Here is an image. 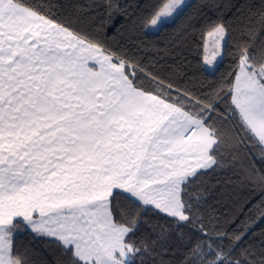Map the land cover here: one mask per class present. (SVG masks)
Here are the masks:
<instances>
[{
	"label": "snow or ice",
	"instance_id": "obj_1",
	"mask_svg": "<svg viewBox=\"0 0 264 264\" xmlns=\"http://www.w3.org/2000/svg\"><path fill=\"white\" fill-rule=\"evenodd\" d=\"M182 3L155 0L151 25ZM244 8L251 41L264 35V0ZM62 9L0 0V264H34L16 246L21 226L55 243L57 264H157L169 253L159 264H264V42L237 43L231 76L205 90L138 59L143 41L116 50L103 23L88 31ZM227 31L205 26L207 65ZM216 170L230 176L213 186L204 177ZM256 188L262 198L241 205ZM221 189L237 209L224 220L208 210ZM142 224L147 239H131Z\"/></svg>",
	"mask_w": 264,
	"mask_h": 264
},
{
	"label": "trees",
	"instance_id": "obj_2",
	"mask_svg": "<svg viewBox=\"0 0 264 264\" xmlns=\"http://www.w3.org/2000/svg\"><path fill=\"white\" fill-rule=\"evenodd\" d=\"M35 3L47 6L49 0H34ZM63 5L62 12L65 16H71L74 23L90 25L88 31L95 32L101 23L103 29H99L100 36L116 50H127L132 44L144 43L139 49H132L138 59L145 63L153 64L162 75H172L174 79L181 80L187 73L189 78L196 81L197 87L208 90L210 85L220 84L227 80L235 68V51L237 43L252 42L259 46L264 42V35H260L257 29L252 40L249 41L248 30L244 26L247 9L245 4L261 7L262 0H190L189 3L171 21L162 24L157 31L146 29L151 21L150 9L155 0H55ZM112 7L109 8L108 5ZM243 10V11H242ZM111 16V19H109ZM209 22H222L227 25L228 31L223 45L222 58L213 71L204 67L205 38L202 32ZM191 25V27H190ZM187 28V31H183ZM119 46V47H117ZM159 61V64L156 62ZM194 74V75H193ZM258 155L256 148L249 154ZM229 174L216 170L210 172L205 180L215 186L221 180L227 181ZM223 189L211 192L208 200V210L222 220L228 219L236 212L233 201L221 195ZM262 198L259 188L243 190L238 197L240 204L252 201L253 206ZM121 202L123 197H118ZM148 225L156 223L157 218L151 211L144 217ZM259 229L257 230V243L259 241ZM148 231L142 224L133 240L147 239ZM16 246L21 250H28L34 264H57L59 253L55 243L48 239H38L21 226L15 234ZM175 251V250H174ZM173 260V253L160 259ZM139 259V258H137ZM179 260V254H175Z\"/></svg>",
	"mask_w": 264,
	"mask_h": 264
},
{
	"label": "rangeland",
	"instance_id": "obj_3",
	"mask_svg": "<svg viewBox=\"0 0 264 264\" xmlns=\"http://www.w3.org/2000/svg\"><path fill=\"white\" fill-rule=\"evenodd\" d=\"M190 0H183V3L180 5L178 8L177 12L174 13L172 16L165 18L162 22H158L156 25H151V22L147 25L146 29L148 31L154 32L159 29V27L167 22H171L177 15L178 13L189 3ZM225 40L223 41L224 45ZM223 45H222V51H223ZM212 38H207V42L205 43V55L208 56L209 52H212ZM222 58V55H217L216 59L213 61V64H217ZM204 64L206 65L207 68L211 67V65H207L205 62Z\"/></svg>",
	"mask_w": 264,
	"mask_h": 264
},
{
	"label": "crops",
	"instance_id": "obj_4",
	"mask_svg": "<svg viewBox=\"0 0 264 264\" xmlns=\"http://www.w3.org/2000/svg\"><path fill=\"white\" fill-rule=\"evenodd\" d=\"M204 47H205V46H204ZM204 50H205V48H204ZM205 56H206V55H205V51H204V57H205ZM208 56H209V57L211 56V52H209ZM203 64H204V58H203ZM216 65H217V64H216ZM216 65H215V64H212L211 67L207 68L206 65L204 64V67H205L207 70H209V71H213V70L215 69Z\"/></svg>",
	"mask_w": 264,
	"mask_h": 264
}]
</instances>
